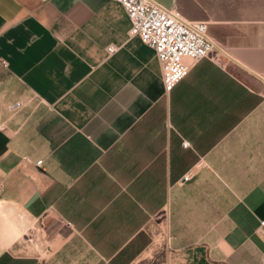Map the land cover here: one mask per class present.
Segmentation results:
<instances>
[{
	"label": "crops",
	"instance_id": "crops-1",
	"mask_svg": "<svg viewBox=\"0 0 264 264\" xmlns=\"http://www.w3.org/2000/svg\"><path fill=\"white\" fill-rule=\"evenodd\" d=\"M151 1L221 50L168 94L118 4L0 0V264H264V0Z\"/></svg>",
	"mask_w": 264,
	"mask_h": 264
},
{
	"label": "built area",
	"instance_id": "built-area-1",
	"mask_svg": "<svg viewBox=\"0 0 264 264\" xmlns=\"http://www.w3.org/2000/svg\"><path fill=\"white\" fill-rule=\"evenodd\" d=\"M118 4L129 23L127 39L136 38L149 47L159 64L163 91L168 94L184 79L189 69L198 61L214 55L221 50L206 35V23L189 22L182 19L174 8H162L151 0H105ZM114 51L106 48L107 54ZM182 147L188 143L182 142ZM26 162L28 160L25 159ZM40 165V161L34 163ZM190 173L183 176L189 179ZM255 233L264 243V221H258ZM32 234L26 240L31 242Z\"/></svg>",
	"mask_w": 264,
	"mask_h": 264
},
{
	"label": "rangeland",
	"instance_id": "rangeland-1",
	"mask_svg": "<svg viewBox=\"0 0 264 264\" xmlns=\"http://www.w3.org/2000/svg\"><path fill=\"white\" fill-rule=\"evenodd\" d=\"M136 264H186L185 262H179L173 258L172 255H170L169 251L164 248L162 245L157 248L155 246L154 251L151 253V255Z\"/></svg>",
	"mask_w": 264,
	"mask_h": 264
},
{
	"label": "water",
	"instance_id": "water-1",
	"mask_svg": "<svg viewBox=\"0 0 264 264\" xmlns=\"http://www.w3.org/2000/svg\"><path fill=\"white\" fill-rule=\"evenodd\" d=\"M250 74H252V73H250ZM252 76H254L255 78H257V79L261 80L259 77L255 76V75H253V74H252Z\"/></svg>",
	"mask_w": 264,
	"mask_h": 264
}]
</instances>
